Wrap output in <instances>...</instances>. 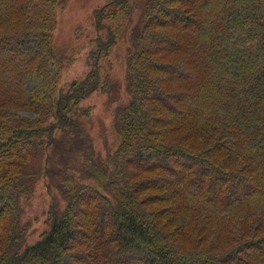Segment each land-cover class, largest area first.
I'll return each mask as SVG.
<instances>
[{
  "label": "trees",
  "instance_id": "1",
  "mask_svg": "<svg viewBox=\"0 0 264 264\" xmlns=\"http://www.w3.org/2000/svg\"><path fill=\"white\" fill-rule=\"evenodd\" d=\"M67 1L0 0V264H264V0H108L66 85ZM119 44L128 100L104 158L82 104L117 88ZM43 174L66 205L26 244Z\"/></svg>",
  "mask_w": 264,
  "mask_h": 264
},
{
  "label": "rangeland",
  "instance_id": "2",
  "mask_svg": "<svg viewBox=\"0 0 264 264\" xmlns=\"http://www.w3.org/2000/svg\"><path fill=\"white\" fill-rule=\"evenodd\" d=\"M108 0H68L66 6L57 10L56 27L53 31L55 44L64 49L66 60L60 71L61 83L70 84L75 79L83 78L89 71L88 53L91 39L94 36L93 13L103 7ZM116 52L111 55L113 64L111 72L117 88L111 92L103 90L92 93L82 104L90 108V119L86 120V130L93 139V145L104 158L114 151L118 142L114 126L116 107L128 100L126 93L125 46L119 44ZM50 177L40 175L36 178L34 194L24 204L22 236L26 244L38 241L48 229V212L54 196L58 197L63 209L66 205L55 189L50 188ZM28 200V201H27ZM85 216V214L83 215Z\"/></svg>",
  "mask_w": 264,
  "mask_h": 264
}]
</instances>
